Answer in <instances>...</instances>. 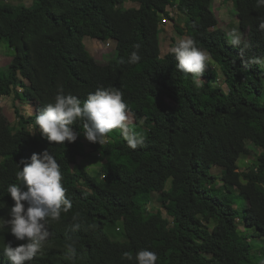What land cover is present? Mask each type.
Wrapping results in <instances>:
<instances>
[{
    "label": "trees",
    "instance_id": "trees-1",
    "mask_svg": "<svg viewBox=\"0 0 264 264\" xmlns=\"http://www.w3.org/2000/svg\"><path fill=\"white\" fill-rule=\"evenodd\" d=\"M128 1L139 5L128 7ZM231 1L248 31L243 55L219 27L214 0H32L30 6L0 0V43L14 50L7 72L0 70V95L37 103L28 119L16 109L20 128L0 114V218H10L14 200L6 191L18 183V164L22 170L45 149L61 165L73 205L49 225L48 245L30 264H136L141 249L156 252L157 264H264V64L243 65L250 57L264 58V7L257 0ZM173 6L177 19L170 16ZM162 18L176 19V29L209 55L199 84L176 69L171 50L162 55ZM88 36L114 43L116 57L99 61L85 44ZM136 44L141 59L130 64ZM220 71L228 90L212 83ZM98 87L122 91L149 131L136 150L119 130L102 144L90 142L105 160L92 175L72 167L85 153L82 141L49 142L35 119L58 90L83 102ZM72 127L83 132L79 123ZM248 140L261 152L244 171L239 161L251 153ZM149 194L158 195L167 215L142 203ZM239 197L246 203L239 205ZM77 213L83 223L73 231ZM107 229L124 231L125 239H113ZM252 238L261 241L262 253L254 251ZM68 239L78 241L74 258L64 249ZM4 242L25 243L7 227L0 231V247ZM0 264H13L2 248Z\"/></svg>",
    "mask_w": 264,
    "mask_h": 264
},
{
    "label": "clouds",
    "instance_id": "clouds-1",
    "mask_svg": "<svg viewBox=\"0 0 264 264\" xmlns=\"http://www.w3.org/2000/svg\"><path fill=\"white\" fill-rule=\"evenodd\" d=\"M258 7H264V0H257ZM264 30V20L259 24ZM228 43L241 48V54L250 47L244 40L242 33L233 28L227 33ZM128 58V63L135 64L141 59L139 54L140 44H136ZM171 53L176 60V69L185 75L191 74L196 83L201 82V76L208 68L209 55L197 46L194 38L180 39ZM123 62V61H122ZM252 64H264L262 57H250L243 61L247 69ZM130 109L123 98V93L118 88L98 87L90 92L83 102L77 95L67 93L63 89L58 90L54 100L44 105L36 116L35 124L39 126L42 135L57 145H64L77 140L78 133L72 125H82L84 136L90 142L102 144L108 134L113 130H119L126 141L127 146L136 150L145 143L144 137L135 132L129 124ZM24 163V161H21ZM16 179L18 183L7 186L14 205L9 211V219L0 218V231L10 230L16 240L25 241L13 247L5 243L4 255L13 264H30L43 253L48 245L52 222H60L62 213H69L73 207L67 197V188L63 184L61 165L52 152L45 149L40 153H33L30 161L24 163L22 170L18 164ZM3 205H0L2 207ZM72 230H79L83 219L79 213L72 216ZM91 227V226H90ZM78 241L68 239L64 243V249L70 258L77 254ZM129 260L133 257L125 253ZM158 255L149 249H141L135 255L136 264H157Z\"/></svg>",
    "mask_w": 264,
    "mask_h": 264
},
{
    "label": "rangeland",
    "instance_id": "rangeland-1",
    "mask_svg": "<svg viewBox=\"0 0 264 264\" xmlns=\"http://www.w3.org/2000/svg\"><path fill=\"white\" fill-rule=\"evenodd\" d=\"M8 0H1V2H7ZM10 1V0H9ZM18 4L27 5L30 6L32 4V0H14ZM12 2V0H11ZM128 7L139 5L137 2L128 1L126 4ZM213 8L214 11L218 17L219 20V27L223 28L227 33L231 31L233 28L238 29L242 35L244 40H247L248 38V31L241 28L240 21L238 19L237 11L235 8V5L233 1L231 0H214L213 2ZM170 16L174 18H178L179 12L177 8L174 6L170 7ZM175 19V20H176ZM175 20L172 19H165L162 18V31L160 32V40H161V50L162 55L164 56L166 53H168L175 41H179L180 39L187 38L186 35L181 34L175 27ZM85 44L89 48V50L93 53V55L101 62H107L117 55L116 46L114 43L109 44L106 43L100 39L92 38L90 36L85 38ZM14 54V50L11 49L6 41H3L0 43V70L2 72H7L8 67L12 61ZM219 72V71H218ZM219 79L214 80L212 83L215 85H221L223 88L228 90V86L224 81V75L221 73L219 74ZM262 102H264V97H262ZM16 109H19L21 115H24L26 119H28L30 116L35 115L37 113V103L34 100H19L15 98L14 93L5 96L0 95V114H3L8 121L15 126L16 128H20L22 124V120L20 119V116H18ZM130 116V127L137 132L139 135H142L145 137V135L148 134L149 127L145 124L146 118H144L142 121H138L135 118L134 114L129 112ZM25 119V121H26ZM25 126L33 133L38 132L32 125L28 122H25ZM80 141L83 142L85 146V153L84 155H80L78 157L77 163H73L72 167L74 170L77 168H82L83 170L88 171L92 175H97L98 172L101 170L102 163L105 161L102 156L92 148L90 141L86 139L84 136V132L78 133V137ZM110 140V138L107 136L105 141ZM248 145L251 147V153L249 155H243L242 158L239 161L240 169L241 170H249L252 166H254L257 162L258 154L261 152V149L251 141H247ZM216 173L221 176V169L216 170ZM98 180H100L101 177L96 176ZM222 185V181L218 180V183L215 185L216 187H219ZM152 198H155L154 200ZM142 203L147 205L149 208L151 207H161L164 214L167 215V212L165 208L162 207L161 203L158 202V195L149 194V197L142 198ZM239 205H243L246 203V199L243 197L238 198ZM243 218V215H242ZM210 227H213V225H209ZM244 224L242 225V228H244ZM110 236L118 241H123L125 239V232L116 230V229H107ZM254 242V251L256 253H262V248L260 246L261 242L259 238H252L251 239Z\"/></svg>",
    "mask_w": 264,
    "mask_h": 264
}]
</instances>
